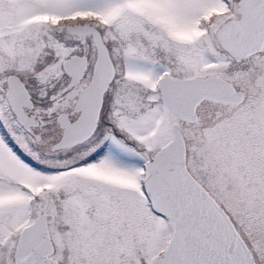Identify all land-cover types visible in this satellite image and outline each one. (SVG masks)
<instances>
[{
	"label": "snow or ice",
	"instance_id": "1",
	"mask_svg": "<svg viewBox=\"0 0 264 264\" xmlns=\"http://www.w3.org/2000/svg\"><path fill=\"white\" fill-rule=\"evenodd\" d=\"M0 264H264V0H0Z\"/></svg>",
	"mask_w": 264,
	"mask_h": 264
}]
</instances>
